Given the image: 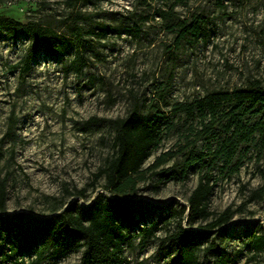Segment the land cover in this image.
Instances as JSON below:
<instances>
[{
    "label": "rangeland",
    "instance_id": "374dc122",
    "mask_svg": "<svg viewBox=\"0 0 264 264\" xmlns=\"http://www.w3.org/2000/svg\"><path fill=\"white\" fill-rule=\"evenodd\" d=\"M172 6L168 19L157 12ZM0 11L49 25L71 40L65 53L40 52L23 74L32 38L0 36V191L5 183L6 213L50 216L61 204L63 210L107 194L105 177H96L113 152L114 130L104 120L126 116L137 99L161 110L168 124L129 195L151 210L149 220L157 219L171 206L187 204L201 176L212 175L215 215L194 228L206 229L230 208V222L208 230L210 239L224 237L226 258L234 259L229 264H264V249L251 245L254 235L264 233L263 136L227 130L236 105L229 98L217 101L216 114L199 106L255 81L264 85V0H0ZM193 18L205 21L208 38L178 39L175 24ZM100 23L134 32H89ZM76 27L84 31L82 42ZM261 116L255 110L243 123ZM79 189H85L83 197L73 194ZM173 227L133 239L125 247L128 264H177L161 247ZM26 258L34 264L35 257ZM80 258L81 252H72L40 264H79ZM200 259L207 260L203 252Z\"/></svg>",
    "mask_w": 264,
    "mask_h": 264
},
{
    "label": "trees",
    "instance_id": "16d2710c",
    "mask_svg": "<svg viewBox=\"0 0 264 264\" xmlns=\"http://www.w3.org/2000/svg\"><path fill=\"white\" fill-rule=\"evenodd\" d=\"M173 11L172 6L157 12L162 18L168 19ZM175 25L179 28L178 39L193 36L206 40L210 34L205 21L199 18H193L189 22L179 20ZM3 32L13 37L28 35L32 38L23 59V74L31 69L33 60L40 52L65 53L71 42L68 36L58 33L49 25L35 21L25 23L14 13L7 11H0V36ZM89 32L104 36L111 32L132 33L134 28L100 23ZM75 35L80 42L83 41L84 31L81 28L76 27ZM225 98L236 103L227 130H233L234 134L241 131L245 138L259 132L264 139V85L255 81L235 95L210 96L199 106L201 110L206 109L216 114L217 101L220 103ZM152 106L147 109L145 102L136 99L126 116L104 120L114 130L113 152L96 177H105L106 183L102 189L108 193L99 192L90 203L82 205L79 201H74L63 210L61 204L53 210L57 213L50 216H32L25 212L6 213L3 183L0 191V264H31L28 263L27 256L35 257L34 264H40L47 258L66 257L72 252H81L79 264H128L125 247L133 239L145 234L155 236L162 227L173 224V229L161 239V247L169 249L173 263L229 264L234 260L226 258L224 237L217 242L216 239H210L208 233V230L224 227L230 222V208L217 214L205 225L206 229L194 228L198 220H206L215 215L210 209L214 192L212 175L201 176L188 197L187 204L171 206L157 219L149 220L151 210L141 199L129 195L128 190L136 188L144 165L156 150L168 124L165 114L159 109L154 110ZM255 110L262 114L261 118L252 125L244 124V118ZM189 111L192 113L193 107ZM231 145L230 159L234 157L236 149L234 141H231ZM2 158L0 152V161ZM159 163L158 161L156 164ZM262 188L264 189V185ZM73 194L83 197L85 189H79ZM259 196L263 198L262 194ZM251 245L255 249H264V233L254 235ZM202 252L206 261L200 259Z\"/></svg>",
    "mask_w": 264,
    "mask_h": 264
}]
</instances>
